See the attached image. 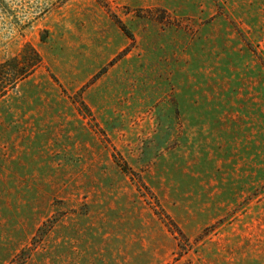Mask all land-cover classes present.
I'll return each mask as SVG.
<instances>
[{
	"label": "rangeland",
	"instance_id": "1",
	"mask_svg": "<svg viewBox=\"0 0 264 264\" xmlns=\"http://www.w3.org/2000/svg\"><path fill=\"white\" fill-rule=\"evenodd\" d=\"M0 264H264V0H0Z\"/></svg>",
	"mask_w": 264,
	"mask_h": 264
},
{
	"label": "trees",
	"instance_id": "2",
	"mask_svg": "<svg viewBox=\"0 0 264 264\" xmlns=\"http://www.w3.org/2000/svg\"><path fill=\"white\" fill-rule=\"evenodd\" d=\"M41 63L35 48L26 46L16 57L0 63V98L31 75Z\"/></svg>",
	"mask_w": 264,
	"mask_h": 264
}]
</instances>
